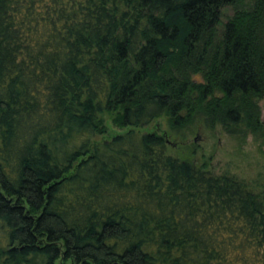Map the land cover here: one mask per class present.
<instances>
[{"label":"trees","instance_id":"1","mask_svg":"<svg viewBox=\"0 0 264 264\" xmlns=\"http://www.w3.org/2000/svg\"><path fill=\"white\" fill-rule=\"evenodd\" d=\"M263 97L264 0H0V264H264V189L137 130Z\"/></svg>","mask_w":264,"mask_h":264},{"label":"rangeland","instance_id":"2","mask_svg":"<svg viewBox=\"0 0 264 264\" xmlns=\"http://www.w3.org/2000/svg\"><path fill=\"white\" fill-rule=\"evenodd\" d=\"M225 17L230 16L228 8L223 10ZM224 22V18H222ZM259 121L264 126V97L256 101ZM106 133L93 138L92 142L109 140L128 128L117 129L104 117ZM140 133L157 132L166 140L168 153L177 158H186L195 165L207 163L208 170L214 175L227 174L245 183L253 192L264 189V149L263 140L246 134L244 138L232 137L219 126L205 128L201 121L181 131H171L165 117L137 129Z\"/></svg>","mask_w":264,"mask_h":264}]
</instances>
